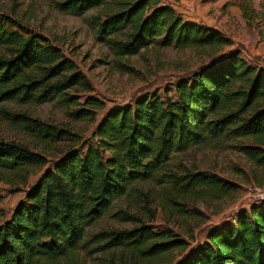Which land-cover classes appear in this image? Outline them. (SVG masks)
<instances>
[{
  "label": "trees",
  "instance_id": "trees-1",
  "mask_svg": "<svg viewBox=\"0 0 264 264\" xmlns=\"http://www.w3.org/2000/svg\"><path fill=\"white\" fill-rule=\"evenodd\" d=\"M243 18L264 23V6L238 2ZM57 8L76 15L94 11L97 36L117 57L155 44L179 49L204 48L213 57L173 85V94L142 95L108 109L92 143L66 150L50 162L25 191L24 199L0 221V264H58L86 244L88 229L115 199L137 182L161 174L173 155L206 140L231 141L254 165L264 167V66L244 59L230 38L216 29L185 20L160 0H60ZM18 23L0 13V100L17 97L42 103L61 96L75 103V118L89 117L102 102L81 104L67 90H90L72 60L39 34L23 35ZM222 51V52H220ZM220 52V53H217ZM22 125L50 141L76 140L70 130L17 114ZM47 158L24 144L0 138V173L27 183ZM163 175V174H161ZM181 194L218 199L236 184L217 174L185 170L167 174ZM1 198V197H0ZM3 217L2 214H0ZM103 248L126 249L140 259H156L186 243L171 230L149 224L112 229L93 236ZM175 264H264V198L241 209L231 222L211 228L202 243Z\"/></svg>",
  "mask_w": 264,
  "mask_h": 264
},
{
  "label": "rangeland",
  "instance_id": "rangeland-1",
  "mask_svg": "<svg viewBox=\"0 0 264 264\" xmlns=\"http://www.w3.org/2000/svg\"><path fill=\"white\" fill-rule=\"evenodd\" d=\"M58 1L0 0V13L16 21L23 35L39 34L57 46L91 87L90 90L70 88L67 92L78 98V104L93 97L102 102V107L91 108L89 117L75 118L71 112L76 104L63 102L61 96L42 103L24 102L17 97L0 100V138L24 144L48 160L25 184L0 173V214L3 215L0 221L9 217L50 162L66 150L82 148L94 141L93 132L108 109L130 104L142 95L163 96L167 92L172 95L177 80L206 64L215 54L204 48L179 49L155 44L137 54L117 57L97 36L91 23L94 11L72 14L58 9ZM160 1L172 6L183 19L216 29L230 38L232 45L223 48V52L240 50L248 62L264 66V23L257 19L247 22L238 6L240 0ZM251 3L256 10L264 6V0H251ZM17 114L70 130L76 140L50 141L38 136L22 125ZM185 170L217 174L236 184V190L223 198H200L195 193L181 194L170 181L160 182V178H168L167 174L178 176ZM161 174L150 181L135 183L126 194L115 199L88 229L86 244L60 259L58 264H175L189 249L202 243L211 228L231 222L241 209L258 201L255 187L260 188L264 197V167L254 165L227 140L212 139L192 145L173 155ZM141 224H149L155 231L171 230L186 245L162 257L142 260L126 249L107 250L103 248L104 240L93 238L102 231Z\"/></svg>",
  "mask_w": 264,
  "mask_h": 264
},
{
  "label": "built area",
  "instance_id": "built-area-1",
  "mask_svg": "<svg viewBox=\"0 0 264 264\" xmlns=\"http://www.w3.org/2000/svg\"><path fill=\"white\" fill-rule=\"evenodd\" d=\"M253 191H254V195H255V196L260 197V199L264 198V197H263V194L261 193L260 188H256V187H255V188L253 189Z\"/></svg>",
  "mask_w": 264,
  "mask_h": 264
}]
</instances>
